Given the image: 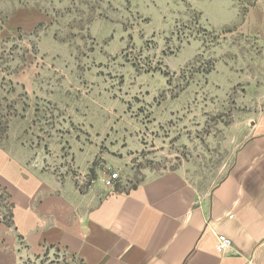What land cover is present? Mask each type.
Listing matches in <instances>:
<instances>
[{
	"label": "rangeland",
	"instance_id": "374dc122",
	"mask_svg": "<svg viewBox=\"0 0 264 264\" xmlns=\"http://www.w3.org/2000/svg\"><path fill=\"white\" fill-rule=\"evenodd\" d=\"M262 111L264 0H0V147L82 189L96 168L133 186L187 167L209 190Z\"/></svg>",
	"mask_w": 264,
	"mask_h": 264
},
{
	"label": "crops",
	"instance_id": "0c3cea01",
	"mask_svg": "<svg viewBox=\"0 0 264 264\" xmlns=\"http://www.w3.org/2000/svg\"><path fill=\"white\" fill-rule=\"evenodd\" d=\"M246 128L233 163L209 190L187 167L127 186L106 187L102 170L82 189L76 178L0 147V187L12 219L0 218V264H20L48 249L80 264H264V111ZM15 150V151H14ZM92 152L78 151L89 172ZM233 241L224 254L217 235Z\"/></svg>",
	"mask_w": 264,
	"mask_h": 264
},
{
	"label": "built area",
	"instance_id": "2783aa9c",
	"mask_svg": "<svg viewBox=\"0 0 264 264\" xmlns=\"http://www.w3.org/2000/svg\"><path fill=\"white\" fill-rule=\"evenodd\" d=\"M120 181V173L113 172L109 175H106L104 178V184L106 187H114L115 184ZM233 248V241L226 235L219 234L217 235V241L215 244V250L219 254H224L227 251H230Z\"/></svg>",
	"mask_w": 264,
	"mask_h": 264
},
{
	"label": "trees",
	"instance_id": "16d2710c",
	"mask_svg": "<svg viewBox=\"0 0 264 264\" xmlns=\"http://www.w3.org/2000/svg\"><path fill=\"white\" fill-rule=\"evenodd\" d=\"M1 188V187H0ZM11 208V206H9ZM8 220H6L5 218H3L7 223H11V219H12V213H11V209L9 210V215H8Z\"/></svg>",
	"mask_w": 264,
	"mask_h": 264
}]
</instances>
